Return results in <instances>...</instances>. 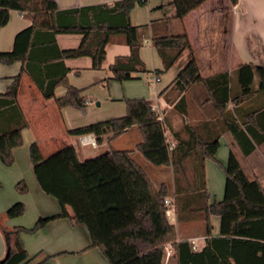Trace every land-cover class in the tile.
I'll list each match as a JSON object with an SVG mask.
<instances>
[{
    "label": "trees",
    "instance_id": "obj_1",
    "mask_svg": "<svg viewBox=\"0 0 264 264\" xmlns=\"http://www.w3.org/2000/svg\"><path fill=\"white\" fill-rule=\"evenodd\" d=\"M147 0H119L112 5L95 4L78 8L59 9L54 0H0V28L9 20V11H24L31 15L32 24L19 31L11 51L0 52V62L21 61V72H27L42 96L54 98L59 108L72 105L85 106L81 91L70 85L64 65L67 58L89 56L91 68L99 69L105 57V46L113 34H123L129 45L128 56L117 57L110 66L113 79L124 81L136 78L134 74L148 72L139 56L138 26L129 22V11L135 4ZM205 0H172L176 16L184 17ZM235 2V0H231ZM80 34L75 48L60 49L55 35ZM163 64L155 70L160 75L168 70L180 53L190 46L185 33L153 38ZM257 88H254V75ZM239 92L231 93L227 71L201 77L195 58H191L178 72L171 84L183 92L193 83H202L207 99L223 119L225 128L232 134L243 155L250 154L264 142V107L246 111L242 122L226 117L227 104L234 108L256 91H264V67L240 63L236 69ZM20 74L12 78L4 93H0V160L4 165L14 161L13 148L21 145V130L27 125L17 101ZM62 85L66 92L55 96V88ZM163 91H161L162 93ZM183 101L181 96L178 103ZM124 115L69 129L71 135L93 134L97 144L111 133L116 138L128 128L137 126L141 140L136 149L155 165H181L184 158L174 159L165 136V122L150 102L144 98L126 99ZM5 115V116H4ZM2 119V118H1ZM188 154L198 158L197 187L205 195L203 160L215 159L219 146L217 138L207 140L193 134L188 142ZM180 145L178 142L176 146ZM186 156V155H185ZM29 157L40 188L54 197L60 207L58 213L39 217L31 227L0 228L6 254L0 264H44L51 256H30L21 240L22 233H33L49 221L69 216L71 207L76 220L83 223L90 237V245L98 247L109 264H161L164 246L172 242L177 264H223L228 256L231 264H264V187L257 179H249L232 151L225 166L223 198L205 203L200 208L206 220V233L210 235L209 215L220 218V235L209 236L201 251L191 250L187 241L176 242L175 228L168 222L164 199L165 185L155 188L143 168L132 158L131 150H110L84 160L78 158L73 145H65L43 157L36 142L29 146ZM17 183L19 190L25 185ZM201 193V192H200ZM176 199H185L176 191ZM23 203L12 204L5 212L8 218L21 215ZM1 261V260H0Z\"/></svg>",
    "mask_w": 264,
    "mask_h": 264
},
{
    "label": "crops",
    "instance_id": "obj_2",
    "mask_svg": "<svg viewBox=\"0 0 264 264\" xmlns=\"http://www.w3.org/2000/svg\"><path fill=\"white\" fill-rule=\"evenodd\" d=\"M59 9L78 8L95 4L112 5L119 0H54ZM129 22L138 26L140 42L139 56L148 72L134 74L136 78L118 81L113 79L110 66L117 57L128 56L129 45L123 34H113L105 46V57L99 69L91 68V58L81 56L67 58L64 65L69 68L66 74L70 85L78 88L81 95L99 99L100 104L106 100H124L144 98L153 109L164 119L165 136L175 159L184 160L174 167L170 165H155L147 161L136 149L141 140L137 126H132L122 134L109 140L111 133L103 136V142L96 148L89 145L75 144L69 129L84 126L93 122L106 120L123 115L122 102H110L116 106V112L106 117H86L96 110L93 103L84 107L68 105L59 108L54 98L42 96L37 85L27 72H21L22 62L10 64L0 62V93H4L12 78L20 74L17 91V101L22 110L27 125L21 130L22 143L13 148L15 161L12 166L5 167L0 160V228L31 227L32 221L39 217L50 216L59 212L57 200L47 195L39 186L32 163L29 160L28 149L36 142L43 157L65 145H73L78 158L84 160L93 157L105 144L107 151L112 150L111 144L127 132L133 137L130 148L132 158L143 168L155 188L167 187L165 199L171 203L167 219L175 228L176 242L187 241L191 250L201 251L209 236L220 235V218L216 214L209 215L211 233H206V220L200 214L201 206L223 198L225 166L229 152L232 151L249 179H257L264 187V142L258 145L248 155H243L232 134L225 128L223 119L217 114L213 105L207 99L202 83H193L185 91H179L172 83L178 72L193 57L195 58L201 77L213 76L227 71L229 73L231 93L237 94L239 87L236 79V69L240 63H250L264 67V0H205L184 17L176 16V8L172 0H147L145 4H135L129 11ZM32 24L29 13L18 10L9 11L8 22L0 28V52L13 49L15 35ZM185 33L190 46L183 50L173 65L162 74L155 70L162 69L163 64L153 44V38ZM80 34L59 33L55 40L60 49L75 48L81 41ZM222 51L225 57L222 56ZM222 58V59H221ZM254 88H257V75H254ZM176 91V98L168 100L167 93ZM161 91H163L161 93ZM55 96L61 97L66 88L59 85L55 88ZM207 92V91H206ZM94 93V94H93ZM183 101L178 103L180 97ZM84 98V97H83ZM85 99V98H84ZM154 101V102H153ZM264 107V91H256L234 108L230 101L226 108V117L242 122L246 111ZM113 115V116H112ZM116 115V116H114ZM5 116V115H4ZM2 118V119H1ZM109 119V118H108ZM7 125L5 117H0V124ZM199 134L210 140L217 138L219 146L215 159L203 160L205 195L197 187L199 177L198 158L195 152L188 154L189 143L193 134ZM180 142V145H175ZM113 150H121L113 149ZM186 155V156H185ZM202 159V158H201ZM193 175V176H192ZM9 185L4 190L2 184ZM182 177V179L180 178ZM18 178L29 179L35 191L33 198L20 196L13 190V184ZM176 191L185 199L177 200ZM201 192V193H200ZM50 196V197H49ZM26 198V199H25ZM25 205V215L8 218L6 210L14 203ZM69 216L49 221L36 233L21 234V240L29 254L44 251L51 256L44 264H109L98 247H89L90 237L86 226L76 220L73 210L67 206ZM169 250L168 253L165 250ZM6 254V245L0 230V260ZM43 256V255H41ZM231 264L234 259L228 256ZM161 264H177V256L172 245L164 246Z\"/></svg>",
    "mask_w": 264,
    "mask_h": 264
},
{
    "label": "rangeland",
    "instance_id": "obj_3",
    "mask_svg": "<svg viewBox=\"0 0 264 264\" xmlns=\"http://www.w3.org/2000/svg\"><path fill=\"white\" fill-rule=\"evenodd\" d=\"M222 56L223 57H225V53L222 51ZM222 59V58H221ZM203 85H201V87H202ZM204 87V86H203ZM205 93H207L206 92V90H205ZM94 94V93H93ZM83 97L85 98V103H86V106L87 105H90V104H92L93 103V107L96 109V110H94L93 112H91V113H89V114H87V116L86 117H88V118H93L94 116H103V117H106V116H108L109 114H111V113H115L117 110H116V106H113V105H110V104H108V103H110V102H122L123 103V115L126 113V102H125V100L126 99H124V100H115V101H110V100H106V101H104V102H102L101 104H100V101H99V99H94V96H92V97H89V96H87V98L83 95ZM166 98L170 101V100H174L175 98H176V91L175 90H173V91H170V93H167V95H166ZM154 102V101H153ZM122 115V114H121ZM113 116V115H112ZM114 116H116V115H114ZM111 117V116H110ZM110 117H108V118H110ZM108 118H104V119H108ZM100 120H103V119H100ZM132 137H133V135H132V133L131 132H127L126 134H124V135H122L120 138H118V139H116L115 141H113L112 143L110 142V144H111V148H113V149H122V148H130V147H128L129 145H130V143H131V141L133 140L132 139ZM117 138V137H116ZM74 142H75V144L78 146V144H79V140H78V138H76V137H74V140H73ZM90 146V145H89ZM107 147L109 148V146L108 145H106L105 144V146L104 147H102V148H100L99 149V151L97 152V153H94V155H93V157L94 156H96V155H99V154H102V153H105V152H107ZM28 154H29V149H28ZM13 157H14V155H13ZM29 160H30V157H29ZM14 161H15V158H14ZM14 161H13V163H14ZM30 162H31V160H30ZM13 163L11 164V165H4L5 167H10V166H12L13 165ZM193 176V175H192ZM5 178L6 177H4V183L2 184V187H3V189L4 190H7V188H9V185H7V183L5 182ZM181 179H182V177H180ZM29 179H25V178H18L17 180H16V182L13 184V190L15 191V192H17L18 193V195H20V196H28V197H31V198H33L35 195V191H34V189H33V187L31 186V184L29 183ZM18 182H20V184L18 185V186H20V185H25V190H19V189H17V187H16V185H17V183ZM50 197V196H49ZM26 199V198H25ZM25 206V205H24ZM26 210V209H25ZM24 210V212L21 214V215H19V216H16V217H21V216H23V215H25V213H26V211ZM37 220V219H36ZM35 220V221H36ZM35 221H32V223L31 224H33V223H35ZM33 226V225H32ZM41 229V228H40ZM39 230V229H38ZM37 230V231H38ZM37 231H35V232H33V233H25V234H28V235H32V234H34V233H36ZM24 245V244H23ZM24 247H25V245H24ZM38 253V251H36L35 253H32V254H29L30 256H32V255H35V254H37ZM45 254V252L44 251H41V253H40V255L39 256H41V255H43V256H45L44 255Z\"/></svg>",
    "mask_w": 264,
    "mask_h": 264
},
{
    "label": "built area",
    "instance_id": "obj_4",
    "mask_svg": "<svg viewBox=\"0 0 264 264\" xmlns=\"http://www.w3.org/2000/svg\"><path fill=\"white\" fill-rule=\"evenodd\" d=\"M159 119H161L160 116ZM78 140H79V144L82 146L90 145L93 148L97 147V143L95 141V137L93 134L80 135ZM164 203L166 205V214H168L171 209V203L167 199H164ZM165 252L168 253L169 250L166 249Z\"/></svg>",
    "mask_w": 264,
    "mask_h": 264
},
{
    "label": "water",
    "instance_id": "obj_5",
    "mask_svg": "<svg viewBox=\"0 0 264 264\" xmlns=\"http://www.w3.org/2000/svg\"><path fill=\"white\" fill-rule=\"evenodd\" d=\"M3 262V259H1L0 263Z\"/></svg>",
    "mask_w": 264,
    "mask_h": 264
}]
</instances>
